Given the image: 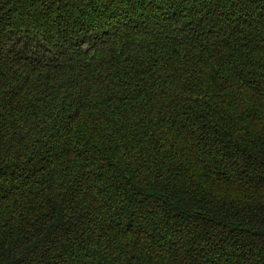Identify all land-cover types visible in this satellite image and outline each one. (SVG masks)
<instances>
[{
  "label": "trees",
  "instance_id": "1",
  "mask_svg": "<svg viewBox=\"0 0 264 264\" xmlns=\"http://www.w3.org/2000/svg\"><path fill=\"white\" fill-rule=\"evenodd\" d=\"M0 264H264V0H0Z\"/></svg>",
  "mask_w": 264,
  "mask_h": 264
}]
</instances>
